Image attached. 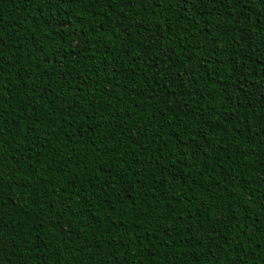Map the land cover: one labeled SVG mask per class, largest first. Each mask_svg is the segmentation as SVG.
I'll use <instances>...</instances> for the list:
<instances>
[{
	"label": "trees",
	"instance_id": "trees-1",
	"mask_svg": "<svg viewBox=\"0 0 264 264\" xmlns=\"http://www.w3.org/2000/svg\"><path fill=\"white\" fill-rule=\"evenodd\" d=\"M0 264H264V0H0Z\"/></svg>",
	"mask_w": 264,
	"mask_h": 264
}]
</instances>
